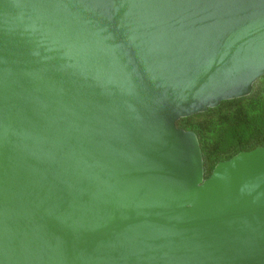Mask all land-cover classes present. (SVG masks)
<instances>
[{
	"label": "water",
	"instance_id": "1",
	"mask_svg": "<svg viewBox=\"0 0 264 264\" xmlns=\"http://www.w3.org/2000/svg\"><path fill=\"white\" fill-rule=\"evenodd\" d=\"M263 76L264 0H0V264H264V146L177 126Z\"/></svg>",
	"mask_w": 264,
	"mask_h": 264
},
{
	"label": "rangeland",
	"instance_id": "2",
	"mask_svg": "<svg viewBox=\"0 0 264 264\" xmlns=\"http://www.w3.org/2000/svg\"><path fill=\"white\" fill-rule=\"evenodd\" d=\"M177 126L197 133L209 167L239 151L264 146V78L250 97L225 102Z\"/></svg>",
	"mask_w": 264,
	"mask_h": 264
},
{
	"label": "trees",
	"instance_id": "3",
	"mask_svg": "<svg viewBox=\"0 0 264 264\" xmlns=\"http://www.w3.org/2000/svg\"><path fill=\"white\" fill-rule=\"evenodd\" d=\"M263 78H264V76L261 77V78H259V79L254 83V85H253V90H252V92H251V94H250L249 96H246V97H243V98H238V99H233V100H228V101H223V102L220 103V105L223 104V103H225V102H230V101H235V100H240V99H244V98L250 97L251 95H253V94L255 93V90H256V86H257V84H258L259 81H260L261 79H263ZM220 105H219V106H220ZM209 110H211V109H209ZM209 110H208V111H209ZM196 115H198V114H196ZM193 116H194V115H193ZM193 116H190V117H187V118H182V119H180V120L177 122V124L184 123L185 121H187L188 119H190V118L193 117ZM195 133H196V132H195ZM196 135H197V133H196ZM197 138H198V141H199V144H200V147H201V151H202V156H203L204 174H205V177H208V176L210 175L212 169L214 168V166H213V167H209V166H208V162H207L206 158H205L204 155H203V148H202V145H201V140L199 139V136H198V135H197ZM258 146H261V145H256V146H254V147H252V148H250V149H245V150H242V151H248V150H251V149L256 148V147H258ZM239 152H241V151H239ZM239 152H237V153H239ZM237 153H236V154H237ZM219 162H220V161H219Z\"/></svg>",
	"mask_w": 264,
	"mask_h": 264
}]
</instances>
